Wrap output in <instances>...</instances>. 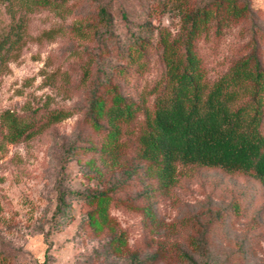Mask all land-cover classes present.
I'll list each match as a JSON object with an SVG mask.
<instances>
[{
	"label": "rangeland",
	"instance_id": "rangeland-1",
	"mask_svg": "<svg viewBox=\"0 0 264 264\" xmlns=\"http://www.w3.org/2000/svg\"><path fill=\"white\" fill-rule=\"evenodd\" d=\"M175 2L66 0L60 9L29 11L19 0L0 2V34L14 23L21 28L0 64V112L37 123L48 108L70 112L16 141L4 137L0 121V264H190L177 256L181 250L197 264H264V185L258 180L178 163L175 181L162 186L151 161L139 154L141 111L120 123L115 150L105 119L94 129L87 117L90 91L104 76L123 96L151 109L163 71L156 29L178 30ZM237 3L247 9L243 16L211 19L195 40L207 83L248 50L256 51L264 68V0ZM100 7L108 23L98 19ZM131 32L147 36L148 43L143 55L128 59ZM59 189L70 193L56 212ZM73 190H105L111 197L110 224L124 237L119 252L108 244L106 227H90L93 203Z\"/></svg>",
	"mask_w": 264,
	"mask_h": 264
},
{
	"label": "trees",
	"instance_id": "trees-1",
	"mask_svg": "<svg viewBox=\"0 0 264 264\" xmlns=\"http://www.w3.org/2000/svg\"><path fill=\"white\" fill-rule=\"evenodd\" d=\"M19 2L29 11L37 8L60 9L66 0ZM174 6L179 15L178 30L171 34L165 26L156 29L163 71L151 109L123 96L116 84L104 76L100 84L94 85L90 91L86 110L90 123L98 129L100 119H105L109 147L115 150L117 144L114 137L120 130V123L132 119L141 111L143 119L136 135L139 154L151 161L153 173L162 186L175 181L178 163L240 171L264 185V68L256 51L248 50L234 58L224 72L207 83L195 49L196 38L211 19L225 15L241 17L246 13V7L238 4L237 0H207L197 6H190L188 0H176ZM108 18L109 14L100 7L98 19L108 23ZM14 24L0 34V64L8 58L20 39L21 28L18 23ZM147 43V36L134 34L124 55L128 59L143 55ZM87 74V65L82 66L81 77L85 78ZM98 86L102 90L98 91ZM69 113L64 108H48L44 110L43 119L37 123L5 109L0 112V121L6 128L4 137L16 141L30 137ZM109 161L116 162L113 154ZM68 193L69 190L57 191L56 212L65 208ZM73 193L93 203L87 213L88 224L96 230L106 227L109 231L108 244L119 252L124 245V237L110 224L107 205L111 197L105 190L86 193L73 190ZM177 256L190 264H197L194 255L187 251L181 250ZM151 257L152 254L147 259Z\"/></svg>",
	"mask_w": 264,
	"mask_h": 264
}]
</instances>
